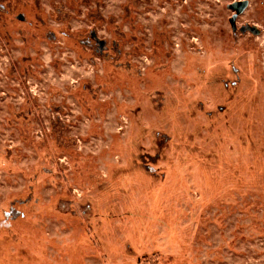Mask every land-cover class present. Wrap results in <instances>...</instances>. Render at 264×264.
<instances>
[{"label": "rangeland", "instance_id": "rangeland-1", "mask_svg": "<svg viewBox=\"0 0 264 264\" xmlns=\"http://www.w3.org/2000/svg\"><path fill=\"white\" fill-rule=\"evenodd\" d=\"M0 264H264V0H0Z\"/></svg>", "mask_w": 264, "mask_h": 264}, {"label": "water", "instance_id": "water-1", "mask_svg": "<svg viewBox=\"0 0 264 264\" xmlns=\"http://www.w3.org/2000/svg\"><path fill=\"white\" fill-rule=\"evenodd\" d=\"M248 3L247 1H238V2H233L232 4H230L229 8L235 12V15L232 18L231 24H232V28L234 29V20L236 19V17L240 14H242L244 12V10L247 8Z\"/></svg>", "mask_w": 264, "mask_h": 264}]
</instances>
